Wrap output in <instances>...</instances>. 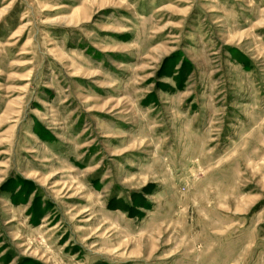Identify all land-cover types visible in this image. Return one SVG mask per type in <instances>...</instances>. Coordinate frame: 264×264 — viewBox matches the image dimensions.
I'll return each mask as SVG.
<instances>
[{
	"label": "rangeland",
	"instance_id": "rangeland-1",
	"mask_svg": "<svg viewBox=\"0 0 264 264\" xmlns=\"http://www.w3.org/2000/svg\"><path fill=\"white\" fill-rule=\"evenodd\" d=\"M0 264H264V0H0Z\"/></svg>",
	"mask_w": 264,
	"mask_h": 264
}]
</instances>
